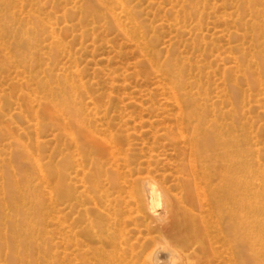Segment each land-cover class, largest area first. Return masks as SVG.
<instances>
[{"label": "rangeland", "instance_id": "rangeland-1", "mask_svg": "<svg viewBox=\"0 0 264 264\" xmlns=\"http://www.w3.org/2000/svg\"><path fill=\"white\" fill-rule=\"evenodd\" d=\"M121 1L0 0V264H231L191 136L234 148V200L264 217V0Z\"/></svg>", "mask_w": 264, "mask_h": 264}, {"label": "bare ground", "instance_id": "bare-ground-1", "mask_svg": "<svg viewBox=\"0 0 264 264\" xmlns=\"http://www.w3.org/2000/svg\"><path fill=\"white\" fill-rule=\"evenodd\" d=\"M116 1L121 5L120 7L124 11L128 12L121 0ZM171 90L175 94L178 91V87L174 86ZM62 123L68 125V122L63 120V118ZM189 139L194 140L193 142L197 144V148L194 147L191 150L190 161L192 164V170H190L189 168L191 173L195 172V174H198L201 167V161L206 158H209L210 160L212 159V161L221 166L219 169H221L220 173L222 176L223 184L220 187H216L212 190H210L208 187H206L204 190L208 193L216 192L218 195L215 198V203H217V205L214 208L216 217L219 222V224L217 225V228L221 235L219 239L222 241V243L226 242L225 244L228 245V253L231 257L230 262H232L231 264H264V217L259 214L258 208L251 203L248 196L242 197V200H234V148L218 146L217 150H209L208 147L210 145L207 142H202L198 135L191 136ZM242 166L244 170L247 169V164L245 162ZM198 168L199 171L196 172ZM236 182V189L239 192L244 191L245 186H241L242 183L239 180H237ZM142 186L144 187L143 189L141 188V190H143L144 192L142 201L152 202L153 200H155L156 196L158 195L156 187L152 184L150 185L149 183ZM186 187L190 191L192 188L191 182L188 183ZM221 195L228 198L226 204L222 203V201L219 199V196ZM166 207H163V214H165L164 219H159L161 222L163 221V226H168L169 224H171V231H174L175 227H179L184 233L183 230H186V228H181V226L184 227L188 225V223L186 222V218H181V216H177L174 214L172 216L171 208ZM223 222L226 223L228 227L224 226L222 228L221 224ZM189 224H191V226L196 225L193 222H190ZM197 236V234H193L190 231L187 233L186 231L185 234L182 235V244H184L185 246L190 244V242H192V240ZM158 247L159 248H154L155 250H152L148 255V258L154 261L153 264H183L184 259L188 261L190 260V254H185L183 246L179 245L176 250H174L172 247H169L168 244ZM209 250L210 247L208 245L205 246L202 243L199 245V248L195 249L196 252L204 255L208 254Z\"/></svg>", "mask_w": 264, "mask_h": 264}]
</instances>
